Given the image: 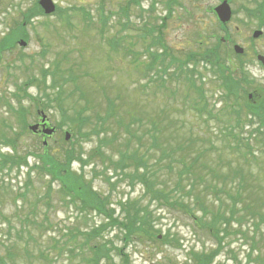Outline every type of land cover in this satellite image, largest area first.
<instances>
[{
	"label": "rangeland",
	"instance_id": "1",
	"mask_svg": "<svg viewBox=\"0 0 264 264\" xmlns=\"http://www.w3.org/2000/svg\"><path fill=\"white\" fill-rule=\"evenodd\" d=\"M36 1L0 0V36L7 27L11 30L23 25L22 14ZM52 1L59 12L32 18L22 26L27 32V46L0 52V153L11 156V151L16 150L15 158L23 166L18 168L16 164L9 172L3 171L2 174L8 173L4 179L11 178L14 188L20 187L31 168L34 186L40 185L34 176L38 174L35 167L42 156V140L28 134L12 113L23 108L29 125L37 121L36 112L40 110L50 125L57 127L47 141V155L59 160L71 147L79 164L73 163L71 169H79L92 190L107 200L114 218H123L126 202L135 203L137 210H145L154 219L160 239L167 233L174 241L166 244L140 238L123 247L118 230L109 227L98 242L110 240L115 248L122 249L126 260L113 252L114 264H188L185 259L207 256H213L212 264H264V155H259L256 163L247 164L240 154H227L222 143L224 132L229 129L242 140V134L248 135L256 125L249 127L248 113L246 119L241 114L236 117L237 104L229 106L231 102L224 98L223 89L208 66L187 61L181 71L178 66L167 70L166 63L154 62V56L146 53L145 44L150 37L142 36L144 26L148 27L151 35L160 38L168 56L180 63L186 53L198 52L199 45L213 46L227 34L230 42L221 45L220 62L235 75L238 60L232 58L231 50L233 45L240 46L245 51L241 55L243 69L256 89L263 88L264 68L256 56H264V37L260 44L248 45V33L258 24L247 22L243 12V7L255 6L254 0H232L236 14L227 23L226 31L221 30L212 14L217 0H140L138 4H130L129 0ZM100 15L105 19L102 25ZM261 29L264 32V26ZM17 35V31L13 32L12 39ZM19 37L26 41L24 36ZM110 41L117 42L116 51L108 49ZM163 46L151 47L149 53L160 55ZM127 50L138 55L137 62L126 55ZM147 66L151 67L146 73ZM161 71L171 73L170 78ZM193 79L195 86L201 84L204 90L207 108L196 91H188V82ZM107 97L115 101L116 113L103 124ZM208 111L214 117L210 118ZM83 112L87 122L84 127H77L75 120ZM114 124L122 133L124 125L139 124L134 127L136 132L150 131L151 137L142 139L139 147L120 138L116 141L117 137L108 140L107 126ZM64 132L72 134L70 144L64 141ZM6 136L13 142L1 143ZM248 138V147L262 148L254 147L252 138L259 140L256 133ZM103 139L106 145H100ZM173 151L186 155L188 163L194 162L192 173L196 181L185 174L178 188L169 194L177 178L176 170L168 173L167 168L171 159L176 160ZM136 154L148 169L143 172L146 186L130 179L141 174V167L135 169L127 161L123 167H116L119 160ZM3 183L0 174V184ZM38 187L42 188L40 195L44 187ZM52 189L51 208L43 199L33 207L35 191L28 195L25 209L21 210L17 209L19 202L15 205L0 197V241L9 248V263L85 264L78 249L83 238L80 232L99 227L106 220L94 212L82 211L68 198L62 199L59 185ZM152 191L171 199L183 194L186 204L198 203L193 207V217L165 208L151 196ZM199 206L207 215L202 216ZM29 207L35 216L25 218ZM211 208L216 209V225L229 221L225 231L222 225L207 232ZM24 227H29L31 238L23 233ZM67 234L72 236L67 246L73 249L71 254L66 250L59 252Z\"/></svg>",
	"mask_w": 264,
	"mask_h": 264
},
{
	"label": "trees",
	"instance_id": "2",
	"mask_svg": "<svg viewBox=\"0 0 264 264\" xmlns=\"http://www.w3.org/2000/svg\"><path fill=\"white\" fill-rule=\"evenodd\" d=\"M40 14L41 10L36 5H34L30 10H28L24 14L25 22H27L30 18L38 16ZM101 19L103 20L102 16ZM104 20L102 21L103 23H105ZM111 46L116 47V43L112 42ZM154 62H157V58L154 60ZM150 67L151 66H147V68ZM225 81L226 86H228V88L232 89L234 92H236L239 88L238 84L234 82L230 76L225 77ZM105 100L107 103V108L104 116L102 117L103 124H107L112 114L116 113V105L114 104V102L108 97L105 98ZM129 112L130 110L127 111L128 116L131 114ZM84 113L85 112L80 113V118L78 117L75 120V123H77L78 127L83 126L86 123V119H84L83 117ZM138 125L139 124L124 125V133H122V131L118 127H116L115 124L114 126L109 125L107 126V130L110 131V138H107L106 136L105 137L108 140H113L114 137H117L116 141L120 138L121 140L128 142L130 146L132 143L135 147H139L141 146L142 139L151 137V135L150 131L145 134H138L136 132V129L134 128ZM8 142L13 141L12 139H9ZM106 144L107 143L105 139L100 141V145ZM112 145L114 144L112 143ZM173 152L174 154L172 155H176V160L174 161L171 159L170 164H167V168H169L170 165V168H172V170L175 169L176 172H179L177 174V178L175 179L174 186L172 187V189L174 190L170 191L169 194H172L176 190L175 188H178V186L180 185V176L182 179L183 175L186 174V177L190 175L191 180L193 182L196 181V179L194 178L195 175L192 173L194 162L188 163L186 155L180 156L181 153H175V151ZM14 154L15 152L11 156H9L8 154L5 156H1V168L7 167L10 171L14 165L19 164V159L15 158L16 156ZM76 155L72 149H69L68 152H66V154L58 160L44 153L39 158V164L36 165L35 168L38 170V174H41L40 176H37L38 181H42L44 176L49 177V179H47L45 182H41V184L45 185L43 200L47 202L51 200L52 184L53 182H56L60 186L59 194L68 197L69 202L79 204L82 208V211H91L95 212L98 215L104 216L103 218L106 220L105 224L85 232H80L83 238L82 241L78 243V249L82 254V261L85 264H100L102 262H105V264H113V252H116L117 254H120L121 256L125 257V255L122 254V249L115 248L112 241L106 240L105 242H98V239L102 237L103 232L109 227L118 230L120 234V239L123 243V247H125L130 242L140 240V238H144L146 240L145 242H157V234L160 232H157V230L155 229L154 219H150V215L145 210H137L135 208V203H133L132 205H130L129 202L125 203V205L123 206L124 216L122 219H117L113 217L114 210H111L107 206L108 203L105 198L93 191L89 184L86 183L85 178L82 176V172L77 174L70 170V163L78 158L74 157ZM165 157H167V154L165 155ZM126 161L127 163L129 162L133 164L132 166H134L135 169L140 167L142 168L143 171L140 172L141 174H134L130 179L132 180L135 178L138 183L146 186V179L144 178L143 172L147 173L148 169L142 157L136 154V156L132 155L128 158H123L118 161L116 167H123ZM160 163L161 162H159L158 164ZM31 181V173H27L26 182L24 184L23 190L17 188L15 194L13 193V186L9 185V182V184H6L7 187L2 185L0 189L2 192L5 193H0L1 198H8V200H12L13 202H16V200L18 199V201H20L22 204L20 207V209H22L27 195L32 191L31 186L33 185V183H31ZM39 192L40 191H38L37 193ZM188 194L186 195V197H188ZM151 196L154 197L156 201L159 202L161 205H164L165 208H169L177 212L180 211L185 214L191 215L193 207L198 206V203L188 205L183 202L182 199L185 197L183 194L179 195L177 199H171L170 197L164 194L152 191ZM36 200H42V198L37 195ZM199 207V210L202 212V215L205 216L206 210L201 206ZM211 210L213 211L214 209L211 208L210 211ZM33 214L34 211L32 209L28 214H26V217H28V215L32 216ZM231 217H233V212L231 213ZM210 222V228H217L216 216L210 219ZM9 225L10 223H8V228L11 229ZM23 233H25L28 238H31V231H29V227H24ZM71 238L72 236H68V234L66 235L65 239L60 244V253H62L64 250L69 251V254L73 252V249H68L67 247ZM160 242L172 244L174 241L170 238V235L166 233L163 235L162 240ZM8 252L9 248L6 246V243L0 241V264H11L7 261H11V258H7L9 257ZM124 260H126V257ZM211 260L212 256H207L205 258L194 259L191 264H210ZM124 264H127V262L124 261Z\"/></svg>",
	"mask_w": 264,
	"mask_h": 264
},
{
	"label": "water",
	"instance_id": "3",
	"mask_svg": "<svg viewBox=\"0 0 264 264\" xmlns=\"http://www.w3.org/2000/svg\"><path fill=\"white\" fill-rule=\"evenodd\" d=\"M39 5L43 9V11H44L45 14H50V13H52L54 11V6H53L51 0H41L39 2ZM217 11L219 12L222 20H224V21H227L228 20L229 14H228V12L226 11V9L224 7L219 8ZM35 129H36L35 126L34 127H31V130L32 131H35ZM43 132L45 134H48L49 135V134H51L52 130L51 131L44 130Z\"/></svg>",
	"mask_w": 264,
	"mask_h": 264
},
{
	"label": "flooded vegetation",
	"instance_id": "4",
	"mask_svg": "<svg viewBox=\"0 0 264 264\" xmlns=\"http://www.w3.org/2000/svg\"><path fill=\"white\" fill-rule=\"evenodd\" d=\"M7 31V30H6ZM5 35V33L3 34V36ZM45 126H48V123L45 124ZM39 130H40V127H39Z\"/></svg>",
	"mask_w": 264,
	"mask_h": 264
}]
</instances>
